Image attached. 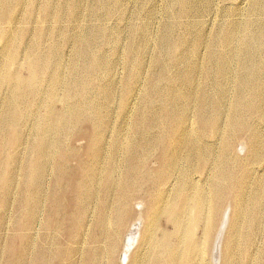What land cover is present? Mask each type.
I'll list each match as a JSON object with an SVG mask.
<instances>
[{
	"label": "rangeland",
	"instance_id": "374dc122",
	"mask_svg": "<svg viewBox=\"0 0 264 264\" xmlns=\"http://www.w3.org/2000/svg\"><path fill=\"white\" fill-rule=\"evenodd\" d=\"M54 1L58 5L62 0ZM44 2L45 0H11L12 14L9 18L12 20V30L1 36L0 46L6 40H11L10 48L15 45L13 51L18 55L19 61L24 59L28 45L34 41L48 48L59 39V56L64 60L61 73L67 83L74 75L70 65L74 40L58 35L57 29L62 28V22L57 21L53 14L46 13L48 10L43 8ZM76 2L82 8L86 6L88 11L93 8L92 0ZM255 2L210 0L207 7L204 0H200L199 4L204 9L197 14L200 18L197 26L182 11L179 0H115L118 10L106 15L105 4L100 5L97 23L105 27L107 25L112 35L121 42V47L114 48L109 43L98 41V38L94 39L92 44L107 69L95 76L86 75L82 79L76 76L74 82L78 84L79 93L69 98H64L63 93L58 96L69 105L78 102L89 105L91 111L86 109V112H94L93 114L100 117V122L93 123L85 118L79 123L76 132L74 131L67 141L70 148L69 159L67 157L63 166L59 167L60 171L56 170L58 155L40 163V171L36 167L34 180L26 185L30 186V189H27L24 198L26 201L37 202L36 210L34 209L37 211L35 218L39 222L37 230L34 229L36 222L33 225L28 223L27 208L21 209L19 206V199L23 198L22 190L25 188L22 185L25 172L21 169L20 160L11 161L5 157L10 155L11 151L19 155L21 149L15 151L13 147H8L6 153H0V165L5 163L6 167L0 169L3 175L0 184L8 185L10 173L15 174L10 192L5 194L0 190V200L3 201L0 204V264H10V258L17 259V264H82L85 261L84 252L89 246L81 247L69 238V227L82 209V206H77L76 203L86 197L89 210H93L91 223L102 220L99 209L103 201H106V173L113 162L118 164L119 175L131 171L132 180L122 181V185L134 194L126 206L132 216L125 212L126 220L120 221V234H109L107 249L116 246V256H112L107 250H101L98 264H115L119 258L123 260L128 255L132 258L141 240L139 234L143 222L134 219L133 214L138 209L146 208L152 192L158 193L153 188L159 183L153 173L162 170L158 163L170 158L171 149H181L186 143L192 142L191 139H196L195 145L199 152L195 163L203 162V153L208 157L205 167L200 169V179L203 182L205 178H210L207 194L212 204L218 201V198L213 196L211 182H229L226 187L234 185L239 189H252L257 186L258 179L264 180V122H257L259 119L255 116L245 115V124L250 131L261 134V143H257L255 147L250 145L249 133L236 131L232 134L228 131L232 120L231 108L239 97L240 89L243 91L242 96L247 95L246 85L243 84L247 72L241 67V59L246 54L242 38L247 34H255L264 25V13H258L260 11L254 7ZM74 3L75 0H69V7ZM67 19L64 24L72 28L73 20ZM81 21L84 22V19ZM86 21L89 23L87 18ZM3 22L0 26L6 30L8 25ZM142 26L148 27L152 38L146 47L142 45L139 33L133 32V28L141 29ZM239 27L247 28V32H241ZM163 33L168 35V38L171 36L176 39L174 55L171 51L166 53V50L157 54L159 38ZM181 38H184L185 42L178 43ZM8 49L9 46L0 50V53ZM213 53L216 56L214 63ZM219 54H227L228 58L234 54V60H231L234 62L226 61L225 58L220 60ZM157 58L160 61H157ZM252 58L256 59L246 69L258 68L259 79H264V51L255 50ZM9 69L11 72L27 73V70L17 63L10 65ZM50 76L48 69L43 70L40 77L43 89L48 87ZM183 81H187L188 85H183ZM10 91L9 85L0 88V109ZM191 94L197 97L193 108L203 100L209 104L215 101L221 104L226 113L223 117L224 123L221 122L220 127L203 132L197 125L195 116L193 120L190 119L191 123L193 121L190 124L193 137L187 138L184 135L180 140L173 142L169 139V134L171 130H175L172 125L177 117L169 122L166 119L168 110H174L172 106H177L179 101ZM177 95H180V99ZM32 97L39 101L41 95L35 92ZM163 98L164 104L161 103ZM60 102L58 101L57 107H60ZM145 103H152L144 115L149 120L138 126L136 118L140 107ZM36 108L35 105L31 112ZM107 111L108 117L105 116ZM175 112L180 113L178 110ZM95 123L103 124L104 127L93 132ZM20 125L23 145L36 146L42 133L40 129L36 131L33 119L23 120ZM64 146L65 143L56 144L53 152ZM99 152L103 154L101 163L94 159L87 161L89 157L99 155ZM259 152L262 154L260 153L257 159ZM35 156L36 154L24 153L21 157L32 161ZM79 156L84 159H79ZM189 166L188 161L181 160L177 171L179 174L187 173ZM252 175L262 177L255 179L249 187ZM96 177L99 181H90ZM178 185L179 182L174 184L175 187ZM80 189L84 192H80ZM108 198L115 200L111 194H108ZM232 209L231 201L230 220L233 216ZM224 211L225 208H222L215 216L217 226L213 232L214 239ZM112 227L110 226V229ZM227 227L226 225V229ZM230 231L231 229H228V232ZM128 243L135 246L130 247ZM124 244L130 248L125 249ZM89 245L92 246V243ZM142 246L143 252L149 249L148 244ZM243 249L250 251L244 254ZM223 250L224 247L221 246L220 257L223 254L230 255L237 264H251L254 257L257 261H252L253 264H264V232H256L253 241H240L229 245L224 252ZM252 250H258L259 254L253 255ZM230 251L236 255H232ZM44 256L46 263H42ZM211 257V251L208 249L206 261ZM131 258L126 264L138 263V260Z\"/></svg>",
	"mask_w": 264,
	"mask_h": 264
},
{
	"label": "bare ground",
	"instance_id": "6f19581e",
	"mask_svg": "<svg viewBox=\"0 0 264 264\" xmlns=\"http://www.w3.org/2000/svg\"><path fill=\"white\" fill-rule=\"evenodd\" d=\"M179 1L182 11L197 26L200 21L197 14L201 9H204L199 4L200 0ZM255 1L254 7L259 8L257 11L260 12L258 13H264V0ZM53 2L55 1L45 0L43 8L48 10L46 13L53 14L57 21L62 22V28L57 29L59 30L58 35L60 34L62 37H69L74 40L72 46L73 58L70 63L74 75L67 83H65L61 73L64 60L59 56L60 40L58 38L56 39L59 41L56 40L48 48L41 46L38 41H34L28 45L24 59L19 61L18 55L13 51L16 48L15 45H12L10 48L11 40H6L0 46V50L9 46L7 51L0 53V88L4 85L11 87V91L6 96L5 103L0 109V153H6L8 147H13L15 151L21 149L19 155L11 151L10 155L4 156L11 161L20 160L21 169L25 172L22 179V185L25 188L22 190L23 198L19 199V206L21 209L23 207L27 208L28 223L33 225L36 222L34 226L35 230H37L39 224L35 218L37 214V211L35 212L37 202L35 200L26 201L24 194L30 189V186L26 185L30 184L31 181L33 182L36 167L40 171V163L54 155H58L59 161H57L56 170L60 171L59 167L63 166L67 157L69 159V145L67 141L73 132H76L79 123L85 118L93 121V123L100 122V117L93 114L94 112H91L92 114L86 112V109L91 111L89 105L81 102L69 105V103L58 98V96L63 93L62 96L64 98H69V96L79 93L78 84L74 82L76 76L82 79L86 75L95 76L97 73L105 72L107 69L105 62L101 59L92 44L94 39L98 38V41L101 40L102 43H109L114 48L120 49L121 47V42L112 35L107 25L105 27L101 23H97L100 5L105 4L106 11L104 14H110L118 10L115 0H92L93 8L90 11L87 10L86 6L82 8L76 0L71 7H69V0H62L58 5L57 2ZM209 3L210 0H204V4L207 7ZM11 14V0H0V24L2 25L4 21L3 24L8 25L6 30H3L0 26V38L6 34V31L12 30L10 29L12 20L9 18ZM69 18L74 22L72 28L64 24L65 20H69ZM86 18L89 23H87ZM83 19L84 22L81 21ZM98 20H101V18H98ZM239 29L242 30L241 32H247V28L243 29L239 27ZM133 32L139 33V39H141L142 45L145 47L152 39L146 26H142L141 29L133 28ZM167 36L165 33L160 36L157 54L164 50H166V53H169L167 51L173 52L177 44L176 39L171 36L168 38ZM179 42H185V39L181 38ZM242 45L246 53L241 59V67L247 72V75H244L243 78L247 95L242 96L243 91L240 89L239 97L231 108L232 120L228 131L232 134L236 131L249 133L250 145L255 147L257 143H261V134L256 131H250V128L245 124V115L255 116L259 119L257 122H264V79H259L258 68H246L256 59L252 58L255 50L264 51V25L255 34H247L243 37ZM172 55H174V52ZM215 57L213 53L212 63H214ZM218 58L220 60L225 58L226 61L232 62L234 54L229 58L227 54H219ZM156 60L160 61L159 58ZM16 63L25 68L27 73L11 72L9 66ZM46 69L50 71L51 76L49 77L48 87L43 89L40 77L43 70ZM183 85H188L187 81H183ZM35 92L41 95L39 101L34 100L32 97ZM177 96L180 99V95ZM164 100L163 98L161 103L164 104ZM196 100L197 97L193 94L185 96L184 99L179 101L177 106H172L174 110H168L169 113H167L166 119L169 122L173 121L175 116L177 117L172 125V128L175 130H171V134H169L171 141L180 140L184 135L187 138L193 137L190 124L193 123V121L191 123V120L195 116L198 122L197 125L203 132L210 130V128L220 127L224 123L223 117L226 113L221 104L216 101L209 104L206 100H203L197 104L196 108H193ZM58 101H61L60 107L56 106ZM35 105L37 108L34 112H31ZM151 105L152 103H145L140 107L136 118L138 126L149 120L144 115L151 108ZM175 110H178L180 113H176ZM195 110L197 111L194 114ZM60 115L63 117H60ZM108 115L109 111L105 113L106 117ZM28 118L33 119L36 131L40 129L42 133L36 146H32L31 144L23 145L24 140L21 137L22 128L20 124ZM94 125L95 127L92 128L93 132L104 127L103 124L95 123ZM10 137L11 140H9ZM191 141L190 143H186L181 149H171L169 152L170 158L158 163V167L162 168V170H156L153 173L159 182L153 186L154 191H158V193L152 192V196H150L148 203H146V208L144 210L143 208L138 209L133 214L134 219L138 221L143 220L139 234L141 239L139 246L135 248L132 258L131 255L130 257L126 255L127 257H124L123 260L119 258L118 261H115V264H126L130 258L138 260L137 264H237L232 260L230 255L223 254L220 257L221 246L225 250L229 245L239 243L240 241H253L256 232H264V180L260 178L262 176L252 175L248 183L249 187L255 179L260 178L257 180V186L252 189H239V187H235L234 185L226 187L229 182L223 184L217 181L211 182L213 196L218 198V201L216 200L212 204L207 194L210 178H205L203 182L200 179L202 175L200 169L205 167L204 165H206L208 157L203 153V162L195 163L199 148L195 145V138L191 139ZM63 143H65V146L60 147L54 153V146ZM172 147L173 144L171 145ZM24 153L29 155L30 153L31 155L36 154V156L32 161H26L25 158L21 157ZM260 153H257V159H259ZM78 158L84 159L82 156ZM102 158L103 154L99 152V155L89 157L87 161L89 162L91 159H94L96 162L101 163ZM128 160L130 162L129 158ZM181 160H186L190 163L187 173L179 174V171H177ZM31 165L33 166L31 167ZM1 167L5 169V163L2 166L0 165V169ZM118 173L117 162L111 163L106 173V201H103L99 209L102 216L101 221L91 223L93 217L91 212L93 210H89L86 197L76 203L77 206H82V209L77 213V219L69 227V238L81 247L85 245L89 246V249L84 252L85 261L82 264H98L101 250H107L112 256H116V246L107 249L109 234H120V221L126 220L125 212L132 216L131 211H128L126 206L134 194L133 191L129 192L122 185V181L132 180V174L131 171H127L123 175H119ZM2 176L0 172V181ZM14 180L15 174L12 172L9 176L8 185L4 186L0 184V190L8 194ZM96 180L99 181V178L90 179V181ZM176 182H179V185L175 187L174 184ZM79 191L84 192L83 189ZM108 194L113 195L115 200H109ZM231 201L233 216L230 220ZM2 202L0 200V204ZM222 208H225V211L222 221L219 223L220 228L214 239L213 232L217 226L215 216L220 213ZM226 225L228 226L227 229ZM110 226L113 227L110 229ZM228 229H231V231L228 232ZM232 230H234L233 233ZM89 243H92V246ZM131 243H128V245ZM143 244H148L149 249L146 252L141 250ZM128 245L125 246V249L132 247L134 244L129 245L130 247ZM208 249H210L212 257L209 261H206L205 256ZM249 251L243 249L242 252L247 254ZM230 253L236 255L231 251ZM252 253L256 256L259 254V251L252 250ZM252 261H257V258L254 257ZM252 261L251 264H253ZM46 262L47 259L44 256L42 263ZM8 263L17 264V259L15 260L14 258L13 260L10 258Z\"/></svg>",
	"mask_w": 264,
	"mask_h": 264
}]
</instances>
